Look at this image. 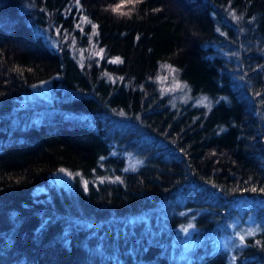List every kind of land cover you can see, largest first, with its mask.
<instances>
[{
  "label": "trees",
  "instance_id": "trees-1",
  "mask_svg": "<svg viewBox=\"0 0 264 264\" xmlns=\"http://www.w3.org/2000/svg\"><path fill=\"white\" fill-rule=\"evenodd\" d=\"M0 264H264V0H0Z\"/></svg>",
  "mask_w": 264,
  "mask_h": 264
},
{
  "label": "rangeland",
  "instance_id": "rangeland-1",
  "mask_svg": "<svg viewBox=\"0 0 264 264\" xmlns=\"http://www.w3.org/2000/svg\"><path fill=\"white\" fill-rule=\"evenodd\" d=\"M165 68L166 69L160 76V81L164 92L172 98V105L179 106L182 103H186L192 100L194 101V103L206 106L207 109H210L213 106L214 101L210 97L208 98V96H197L194 98V96H192L190 92L189 87L185 86L184 83H182L176 77L173 69L170 66H166ZM60 180V182L67 183V181L69 180L67 173L60 175ZM184 215L186 216V214ZM188 218L189 219H185L184 221H182L180 225L177 226L175 231L174 244L180 246V248L178 249L179 251H184L185 249L193 247V245L197 241V239L195 238H198L196 233L198 229L196 228L195 222L193 221L194 216ZM248 220L249 222H251L250 217L248 218ZM189 225H192V227L189 228ZM237 228L238 229L236 230H239L240 233L243 232L247 234V232L249 231V227L246 226H237ZM185 229H187V231H185ZM239 231L231 236H224L223 238L220 237L217 239V242L220 243L221 246H232L238 241V234H240Z\"/></svg>",
  "mask_w": 264,
  "mask_h": 264
},
{
  "label": "snow or ice",
  "instance_id": "snow-or-ice-1",
  "mask_svg": "<svg viewBox=\"0 0 264 264\" xmlns=\"http://www.w3.org/2000/svg\"><path fill=\"white\" fill-rule=\"evenodd\" d=\"M118 59V58H117ZM61 171H64L63 169H61ZM189 228L192 227V225L188 226ZM185 231H187V229H185ZM241 240H243V236H241Z\"/></svg>",
  "mask_w": 264,
  "mask_h": 264
},
{
  "label": "bare ground",
  "instance_id": "bare-ground-1",
  "mask_svg": "<svg viewBox=\"0 0 264 264\" xmlns=\"http://www.w3.org/2000/svg\"><path fill=\"white\" fill-rule=\"evenodd\" d=\"M112 5L117 6L118 4H117V3H113ZM170 67H171V66H170ZM171 68H173V67H171ZM165 69H166V68H163L162 72H163Z\"/></svg>",
  "mask_w": 264,
  "mask_h": 264
}]
</instances>
